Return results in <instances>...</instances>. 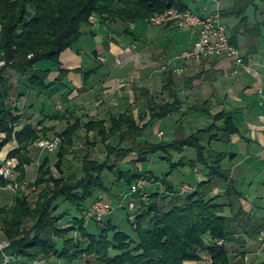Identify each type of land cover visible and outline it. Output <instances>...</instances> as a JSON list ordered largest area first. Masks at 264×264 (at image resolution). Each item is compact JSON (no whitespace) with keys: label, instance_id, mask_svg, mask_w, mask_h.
<instances>
[{"label":"trees","instance_id":"trees-1","mask_svg":"<svg viewBox=\"0 0 264 264\" xmlns=\"http://www.w3.org/2000/svg\"><path fill=\"white\" fill-rule=\"evenodd\" d=\"M262 6L264 0H236L231 8L221 11L223 18L237 20V25L230 30L231 34L227 28L234 48L238 49L237 38L241 30L251 38L263 36L264 20L249 26V11L253 10L255 17ZM170 8L188 9L186 0H0V60L5 62L0 66V134H5L0 149L9 142L17 143V147L8 153L6 161H17L15 170L19 185L16 190L9 189L11 182L0 178V190L14 194L11 205L0 208V221L3 237L11 242L12 253L19 251L23 256L22 264H33L38 257L42 263L46 258L55 257L59 264H79L85 258H91L89 264H199L203 260L201 253L210 259L209 264H245L235 261L228 247L237 241L228 213L235 217L236 203L242 195L236 191L229 170L223 169L226 154L209 155L203 136V133L217 129L218 122L222 123L219 131L224 137L239 134L230 113L219 112L208 129L188 136L183 126L179 125L172 141L155 142L144 139L145 130L155 121L178 114L181 108L177 92L172 93L171 89L169 94L173 101L162 103L156 102L154 96L149 97L148 91H142L148 100L147 114L134 116L132 112L125 111L109 120L92 119L83 123L77 119L59 133H55V128L23 122L19 109L11 103L14 84L8 77L9 72L20 75L24 85L39 97L53 99L72 91L66 78L68 71L62 68L60 55L75 46L84 34L83 27L90 25L92 16L99 15L106 21L116 20L127 26L144 22ZM54 70L59 72V76L49 81V75ZM171 73L166 71L163 74L167 82L165 87L173 81ZM201 111L210 114L206 109ZM45 118L51 121L66 119L57 111ZM17 127H21L20 131H16ZM82 128L86 135L94 133V145H105L107 157L98 161L86 156L79 173L66 175L64 165L68 162L69 149L74 146L76 133ZM49 132L55 133L53 137H62L54 152L43 151L37 145L39 141L46 140ZM115 140L116 145L112 143ZM32 146L47 155L39 164L33 184L23 186L25 167L32 164ZM185 148L197 153V162H185L182 155ZM157 153L162 154L161 159L169 161L172 168H188L194 174L200 164L206 169L208 180L196 181L193 191L183 193L184 184L174 187L167 181V176L159 178L142 168L143 163ZM51 154L56 155L54 165L48 158ZM174 154L182 156L178 162L172 163ZM129 156H132L130 162L124 163ZM53 168L58 171L57 176ZM105 172L113 175L116 186L127 187L124 195L131 213L127 212L125 218L136 238H132L121 224L113 222V216L106 219L109 215L106 220H95L98 225L94 228L96 232L87 230L89 225L84 215L90 209L89 200L98 192L108 194L112 191L105 182ZM139 179L149 180L150 185L156 183V189H159V184L165 185L171 198L177 199L181 193L182 200L168 209H162L157 201L158 191L144 192L140 196L139 193L147 190L146 186L131 194ZM214 179L226 184L223 203H217L212 197ZM35 188L38 195L35 201H31L28 194ZM64 203L68 208H62ZM131 203H135L132 209ZM126 206L121 202L119 210L126 209ZM227 208L229 212L225 213ZM73 211V223L62 228L59 223ZM240 211L241 208L238 209ZM261 230H264V220L254 221L245 238L255 240ZM72 232H76L78 237H72Z\"/></svg>","mask_w":264,"mask_h":264},{"label":"crops","instance_id":"crops-1","mask_svg":"<svg viewBox=\"0 0 264 264\" xmlns=\"http://www.w3.org/2000/svg\"><path fill=\"white\" fill-rule=\"evenodd\" d=\"M217 1L221 11L232 7L231 0ZM221 1L224 2L223 7ZM190 2L198 3L196 11L190 9ZM186 5L190 11L195 13H201L203 9L210 12L215 8L214 3L206 0L201 2L186 0ZM251 11H249V18L250 25H253L255 22L251 21V19L254 20L253 11ZM99 19L97 16L93 17L91 29L84 32L73 48L65 50L60 55L61 66L68 71L66 78L71 84L72 91L65 92L62 97L48 99L34 96L35 93L30 92L22 78L18 85L14 83V89L17 90V96H20V99L21 97H35L44 104L41 106L40 103L38 109L34 110L33 114L37 116L34 120L40 119L37 124L47 128L52 122L45 117L55 111L66 117L64 120L66 123L75 113L78 116L76 118L81 121L83 118L87 121L109 120L125 111L132 112L134 116L144 115L148 111V100L143 96V90L149 92V97L154 96L156 102L162 103L173 101L169 94L171 89L172 93L177 92L181 102L178 114L152 124L153 133L159 136L155 137L156 139L163 140L169 137L173 140L178 126H183L184 122L190 123L193 110L204 113L201 110H207L209 105L210 114L204 113L209 125L213 123V117L216 114L228 112L232 115L239 134L229 138L224 137L219 131L222 123L218 122L216 123L217 129L211 130L210 137L205 138V144L209 155L226 154L227 157L222 162L223 169L229 170L230 179L234 181L236 191L243 196V198L241 196L240 204L245 216L236 215L239 217L236 219L234 214L228 213L232 230H242L244 228L240 227L246 225L245 232L254 221L256 223L264 220V218L251 216L256 213V210L259 212L262 209L261 211L264 212L262 205L264 203V169L260 171L264 164V99L259 96V92L264 94V46L259 45L260 40L257 41L256 46H252L254 42L252 45L248 44L251 37L243 30L237 38L239 52L243 56L244 63L252 69L253 74H247L243 69H239V73L234 74L236 66L231 58L206 57L198 61L178 62L177 66L183 70L182 74L171 73L173 81L170 86L165 87L167 85L163 75L165 72L160 71V68L168 59L190 48L194 39L193 34L172 25L162 28H152L147 25V30L135 33L136 24H130L129 27L117 21L98 24ZM223 19L230 33V30L237 25V20L230 17ZM245 56H248L246 61ZM84 74H87L86 78ZM58 76L59 72L54 70L49 75V81L55 80ZM18 103V100L14 102L19 109L18 114H21L23 112ZM196 103L197 106H195ZM54 104L57 106L54 107ZM199 117L198 120L201 119ZM165 124L171 127V133L168 134L162 128ZM52 125L50 128L58 130L55 123ZM195 125H197L196 122ZM20 129L21 127H18L16 131ZM199 130L205 129L196 130L194 128V131H190V135ZM147 131L152 134L151 127ZM145 135L144 133L146 140ZM16 147L17 143L12 141L0 149V164ZM228 147L231 148L230 151H225ZM15 162L17 164L16 160ZM28 168V166L25 167L26 174ZM196 168L199 171V168ZM202 175L201 173L195 174L194 179L197 182L207 181L205 173ZM213 185V194L219 195L220 198L224 197L225 200V182L214 179ZM217 191L223 192V196ZM0 205V207L6 205L3 198H0ZM236 239L237 241L229 244L228 247H239L241 243H244L243 248H235L238 252L233 255H237L240 259L244 256L242 262L245 264H254V256L264 255V248L259 246L260 242L247 238L242 239L241 236ZM254 244L261 250L259 251L258 248L257 251H253ZM0 264H3L1 256ZM257 264H264V261H258Z\"/></svg>","mask_w":264,"mask_h":264},{"label":"rangeland","instance_id":"rangeland-1","mask_svg":"<svg viewBox=\"0 0 264 264\" xmlns=\"http://www.w3.org/2000/svg\"><path fill=\"white\" fill-rule=\"evenodd\" d=\"M228 1V0H227ZM227 1L225 2V3H227ZM232 2H231V5H233L234 3H235V1L236 0H231ZM221 5H222V7H223V5H224V2L223 1H221ZM203 6H201V8H202ZM197 8H198V3L197 4H194L193 2H190V9L192 10V11H196L197 10ZM253 11V10H252ZM251 11V12H252ZM262 11H264V7L262 6L261 7V9H259V12H258V15L257 16H255L254 17V20L253 19H251V21H254V22H256V21H262V20H264V13L263 14H261V12ZM195 13V12H194ZM197 13V12H196ZM253 13V12H252ZM95 16H97L98 18H100V16L99 15H94V16H92L91 17V19L93 18V17H95ZM252 16V15H251ZM91 19H90V25H88V26H84L83 27V31L85 32V31H87V30H90L91 29V27H92V21H91ZM107 22L106 20H104V19H102V17L99 19V23L98 24H100V23H105V22ZM114 22H116V20H113ZM249 21H250V19H249ZM117 22H119V21H117ZM120 23H122V22H120ZM145 22H143V23H141V22H138V23H135L136 25H137V29H136V31H135V33L136 32H140V31H142V30H147L148 28V24L147 23H145ZM134 24V23H133ZM226 24V23H225ZM129 25L130 24H127V26L129 27ZM148 25V26H147ZM171 25V24H170ZM167 25H160V26H150V27H154V28H156V27H158V28H162V27H166ZM172 26H174V25H172ZM250 27L251 26H253V25H249ZM175 27V26H174ZM177 28V27H176ZM178 29V28H177ZM187 31H189V30H187ZM189 32H191V31H189ZM192 33V32H191ZM193 34V33H192ZM262 34L264 35V29H263V31H262ZM257 37V36H256ZM193 38L195 39L196 38V35H194L193 34ZM264 38V36H260L258 39H263ZM194 39H193V41H194ZM258 39H255V37L254 38H251V39H249L250 41H248L247 43L248 44H250V45H252L253 43L252 42H254V45H252V46H256V43H257V40ZM256 40V41H255ZM193 43V42H192ZM258 44V43H257ZM259 45H262V46H264V40H260V44ZM261 46V47H262ZM191 47V46H190ZM255 48V47H254ZM188 50V49H187ZM183 52V51H182ZM182 52H180V53H182ZM179 53V54H180ZM175 57V56H174ZM173 57V58H174ZM208 58L209 57H216V56H207ZM203 58H206V57H203ZM202 58V59H203ZM170 59H172V58H170ZM201 60V59H200ZM193 61V60H192ZM197 61V60H196ZM0 62H2V60H0ZM189 62V61H188ZM183 63V62H182ZM0 66H2L1 64H0ZM181 68V67H180ZM182 69H181V73L180 74H175V75H181L182 74ZM173 73V72H172ZM238 73H239V71H238ZM248 74V73H247ZM8 77H9V79L11 80V81H13V84L15 83V85H18L21 81H20V75H18V74H16V73H14V72H9V74H8ZM14 85V86H15ZM31 92V91H30ZM33 93H35V92H33ZM12 95H13V100H11V103H14L16 100H18L19 101V103H18V106L20 107V109H22V112L23 113H21L22 114V121L23 122H29L30 124H33V125H35V126H37L38 124V120H40V119H38V120H34L35 119V116H36V114H33L35 111L34 110H37L38 109V106L40 105V103L42 104L41 106H44V104L42 103V102H40L38 99H36L35 97V99L34 98H30V97H21V99H20V96L18 97L17 96V90L16 89H13V91H12ZM34 96H36V93L35 94H33ZM259 96H261V98L262 99H264V94H262V92H259ZM18 97V98H17ZM26 98V99H25ZM50 103H52L51 101H50ZM55 106H57V104H54V107ZM195 106H197V103H196V105ZM202 106H200V108H201ZM199 108V107H198ZM208 109V111H210V106L208 105V107H207ZM202 109V108H201ZM39 114V113H38ZM37 114V115H38ZM76 114V113H75ZM73 115V117L72 118H70L69 120V122L68 123H66V121H64V120H49L48 119V121L49 122H52L51 123V125L52 124H56V128L58 127V130H56L55 131V133H59V132H62V130H64L66 127H67V124H69V125H72L73 123H75V121L77 120V118L76 117H78V116H76V115ZM39 116H40V114H39ZM200 116V117H199ZM37 117V116H36ZM42 117V116H41ZM71 117V116H70ZM116 117H118V116H116ZM201 118V119H197V118ZM37 119V118H36ZM81 122H83V123H85V122H87V120L86 119H84L83 118V121H81ZM195 122H196V124L197 125H195ZM51 125H49L47 128H50L51 127ZM185 125V126H184ZM184 127H183V131L185 132V134L188 136V135H190V131H194V128L197 130V129H207V126L209 125V123L207 122V119H206V115L204 114V113H201L200 111H197V110H193L192 111V114H191V120H190V123H187V122H184ZM53 126V125H52ZM151 127V129H152V134H150L147 130L149 129H147V130H145V138L146 139H149V140H151V139H153V141H155V142H161V141H165V142H168V141H172V138H169V137H165L163 140H160V139H156V138H158L159 136H156L154 133H153V125H151L150 126ZM18 128V127H17ZM162 128H164L165 129V131L169 134V133H171V127L170 126H168V125H163V127ZM191 128H193L192 130H191ZM55 133H48L47 134V136L45 137V139H49V138H51V137H53L54 135H55ZM209 133V135L205 132V133H203V136H204V139L205 138H207V137H210V134H211V131H209L208 132ZM93 136H94V133H90L89 135H86V131H85V129L84 128H82V129H79L78 131H77V133H76V137H75V140H74V146L73 147H71L70 149H69V154H68V156H67V161L68 162H66L65 163V169H64V171H65V174L67 175V174H71V173H79L80 171H78L79 170V167L81 166V164H82V160L84 159V157H86V156H88L89 158H91V159H95V160H98V161H104L105 159H106V157H107V151H106V149H105V145H103V144H100V143H98L97 145H94L93 143H92V139H93ZM168 136V135H167ZM4 137H5V134L4 133H2V134H0V144L2 143V141L4 140ZM147 137H150V138H147ZM156 137V138H155ZM163 137V136H162ZM143 138V137H142ZM112 142V141H111ZM113 144H115L116 145V140L115 141H113L112 142ZM126 145V144H125ZM124 145V146H125ZM226 148V147H225ZM230 147H228L227 149H225V151L227 150V151H230ZM47 154L46 153H44V152H41V150L39 149V148H37V147H33L32 149H30V157H31V159H32V165H29L28 167V172H27V174H26V178L25 179H23L25 182H27L28 184H33L32 182L35 180V178H36V176H37V169H38V167H39V164H41V162H42V160H43V158L46 156ZM183 155V157L186 159V161L185 162H188V161H193V162H197V153L192 149H190V148H185L184 149V153L182 154ZM181 155V156H182ZM207 155H208V153H207ZM161 156H162V154H160V153H157L156 155H154V156H151V157H149V161H147V162H145V163H143V165H142V168L145 170V171H149V172H152L154 175H156V176H158L159 178H163V177H165V176H167L168 177V179H167V181L168 182H171L172 183V185L175 187H178V186H180L182 183H184V186H182L183 188H185L186 186L188 187L186 190H188V189H190V188H192V187H194V184H195V181H196V179H194V175L195 174H200L201 173V175H202V173H205L206 172V169L204 168V167H202L200 164H198L197 165V167L199 168V171L197 170L196 171V173L194 174V172L192 171V170H190V169H188V168H177V169H175V168H172V164L169 162V161H166V160H162L161 159ZM173 157L171 158L173 161H172V163L173 162H178L179 160H180V158H181V156H179V155H177V154H174V155H172ZM48 158H50V161H51V163L54 165V163L56 162V155L55 154H51V155H49V157ZM131 158H132V156H129L126 160H124V163H126V162H130V160H131ZM112 159V158H111ZM130 165V164H129ZM126 166V168L127 169H129V166H127V165H125ZM124 166V167H125ZM139 166V165H138ZM204 168V169H203ZM264 169V164H262V168H260V171L262 172V170ZM203 170H205V171H203ZM53 171H54V173L56 174V176L59 174L58 173V171L55 169V168H53ZM172 171V172H171ZM171 172V174L168 176V173H170ZM16 173H17V171H16ZM18 174V173H17ZM204 175V174H203ZM202 175V176H203ZM232 176V175H231ZM104 177H105V182H106V184H107V186L109 187V188H111V193H108V194H104V193H100V192H98V193H96L95 195H94V197L91 199V200H89V205H91L92 204V202L94 201V200H96V198H102V199H104V201L105 202H107V203H110L112 206H113V212L106 218V219H108L110 216H113L114 217V219H113V217H112V221L113 222H115V223H119V224H121V226H123V228L125 229V230H127L126 232L128 233V234H130L131 236H132V238H136L135 236H134V233H133V231H131V230H129V228H130V226H131V224L129 223V221L128 222H126L127 221V219L125 218V215L127 214V212L128 213H131V212H129V208L126 206V200H125V198H126V196L124 195L125 193H126V191H127V187L126 186H116V184H115V178L113 177V175L112 174H110V173H107V172H105L104 173ZM198 178V177H197ZM191 180H193V181H191ZM195 180V181H194ZM150 181L149 180H147V183H148V185H147V190H143L141 193H139V195L140 196H143V193L144 192H151V191H153L154 193L156 192V191H158L159 192V197L157 198L158 200V204H159V206L162 208V209H168V208H170V207H172L173 205H175L177 202H179V200L181 201L182 200V198H180L181 196L180 195H182L181 193L178 195V197H177V199H173V198H171L170 196H169V194H167V187L165 186V185H160L159 184V189H156V186L154 185V184H156V183H151L152 185H150V183H149ZM199 182H201V181H199ZM150 185V186H149ZM152 186V187H151ZM150 188V189H149ZM213 188H214V186H213ZM148 189L150 190V191H148ZM193 190H194V188H193ZM192 190V191H193ZM182 191V190H181ZM213 191H214V189H213ZM216 191V190H215ZM0 193H2L1 195H0V198H3V200H4V202L6 203V205L7 206H10L11 205V203H12V200H13V197H14V194L12 193V192H10V191H8V190H4V191H1L0 190ZM217 193L218 194H221V196H223L222 194H223V192H221V193H219L218 191H217ZM150 194V193H149ZM29 198H30V200L31 201H35L36 200V198H37V195H38V191L36 190V188H35V191H29ZM212 197L216 200V202L217 203H223V202H225L224 201V197L223 198H220L219 197V195H215V193L213 194V192H212ZM242 198H243V196H242ZM125 200V201H124ZM240 201V200H239ZM238 201V203H236V215H239L240 217H241V215H243V216H245V214H243V212L244 211H240V212H238V209H239V207L241 208V201L239 202ZM121 202H123L124 203V206H126L125 208L126 209H122L121 208V210H119V208H120V205H121ZM135 204V203H134ZM5 205V207H7ZM263 206H264V203L262 204ZM1 206V205H0ZM68 205L67 204H62V208L63 209H65V208H68L67 207ZM1 208V207H0ZM131 209V208H130ZM136 209H137V212L139 211V201H138V198H137V200H136ZM262 210V209H261ZM259 211L258 212V210H256V213L254 214V215H251L252 217H254V218H256V217H260V218H264V212H262V211ZM61 211V210H60ZM59 211V212H60ZM234 211V212H235ZM229 212V209L227 208L226 209V212L225 213H228ZM74 214V211L71 213V215L70 216H68L67 218H65L63 221H61L59 224L61 225V227L62 228H66V227H68L69 225H71V223H73V215ZM118 214V215H117ZM73 215V216H72ZM235 215V218L236 219H238L239 217L238 216H236ZM127 216V215H126ZM242 216V217H243ZM84 218H85V221L87 222V224L89 225L88 227H87V230H89V231H92V232H96V230H94V228L96 227V226H98L97 225V223H96V221L93 219V218H88L87 217V215H84ZM248 218V217H247ZM105 219V220H106ZM258 219V218H257ZM263 220V219H262ZM261 221V220H260ZM131 222V221H130ZM106 223V221L103 223V224H105ZM127 223V224H126ZM232 224H233V222H232ZM28 226H30V224L28 225ZM1 228H2V226H1V221H0V241H4V240H7L6 238H4L3 237V233L1 232ZM234 228H236L237 229V227L234 225ZM240 228H244V229H242V230H237V231H234V233H235V238L236 237H239V236H241V238L242 239H244L245 237H246V235H245V233H246V231L244 232V230L246 229V225L244 226H242V227H240ZM76 232H72V234H71V236L73 237H75V236H77L78 237V235L77 234H75ZM9 241V240H8ZM255 241H258V242H260L261 244H259V246L263 249L264 248V230H261V232L257 235V237L255 236ZM10 242V241H9ZM10 244H11V242H10ZM59 244H60V242H59ZM254 246H255V244H254ZM11 247H12V245H11ZM235 248H243L242 246H239V247H233V246H231V248H230V252L232 253V255L233 254H235V253H237L238 252V249H235ZM259 247H253L252 249H254L253 251H257V249H258ZM261 249L259 248V251H260ZM258 251V252H259ZM203 256V260H202V262H200L199 264H209L210 263V259L208 258V257H205L204 255H205V253H201ZM13 255H15V257H16V259H19L20 261L23 259V256H21L20 254H19V251L18 252H16L15 254H13ZM234 256V255H233ZM39 257L37 258V262H39ZM91 258H85V259H83L79 264H89L88 263V261L90 260ZM234 259H235V261H240V262H242L243 261V259H244V256L240 259L237 255L236 256H234ZM250 259H251V257H250ZM46 261V263L47 264H59V262L60 261H58L57 260V258H55V257H49V258H46L45 259ZM254 264H257L258 263V261H264V255H256V256H254ZM44 262V263H45ZM87 262V263H86ZM61 264H62V262H61Z\"/></svg>","mask_w":264,"mask_h":264},{"label":"built area","instance_id":"built-area-1","mask_svg":"<svg viewBox=\"0 0 264 264\" xmlns=\"http://www.w3.org/2000/svg\"><path fill=\"white\" fill-rule=\"evenodd\" d=\"M201 2L203 0H194ZM214 3L215 8L207 12L205 9L201 13H194L189 9L178 10L170 8L162 14H155L144 22L149 26L160 25H174L181 30H189L196 38L194 39L191 47L188 50L176 55L160 68V71H172L175 74L181 73V68L177 66L178 62L198 61L207 56H224L231 58L236 66L234 74L238 73L239 69H243L248 74H253L249 66H245L241 54L237 48H234L229 39L227 26L221 15V9L217 0H206ZM1 33V24H0ZM0 64L3 66L5 62ZM62 142V137L55 136L51 139L41 140L37 144L43 151L54 152ZM15 160H3L0 165V178L8 180L11 184L9 189L16 190L18 188ZM23 186L29 184L22 181ZM146 179H139L132 187L131 194L138 192L147 186ZM188 187H182V192H191L193 188L186 190ZM134 207V203L130 204V208ZM113 206L104 201V199L97 198L90 206L87 212L88 218H93L97 222L103 221L108 215L113 212ZM15 253L11 252V244L8 240L0 241V256L2 257L3 264H22L19 259H16ZM33 264H42V262H34Z\"/></svg>","mask_w":264,"mask_h":264}]
</instances>
